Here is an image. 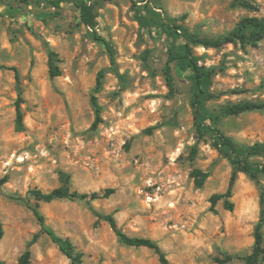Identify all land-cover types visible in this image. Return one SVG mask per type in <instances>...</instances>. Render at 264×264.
I'll list each match as a JSON object with an SVG mask.
<instances>
[{
	"label": "rangeland",
	"instance_id": "374dc122",
	"mask_svg": "<svg viewBox=\"0 0 264 264\" xmlns=\"http://www.w3.org/2000/svg\"><path fill=\"white\" fill-rule=\"evenodd\" d=\"M0 0V260L18 264L29 250L30 264H71L40 231L32 209L56 235L83 253L84 264H160L145 247L121 243L95 212L112 215L129 237L157 243L169 264H245L259 217V186L238 173L233 211L222 201L232 168L214 145L211 132L198 137L190 105L188 60L171 62L173 92L165 80L168 50L183 44L168 28L185 27L217 39L244 18L264 17V0ZM90 5L95 33L81 24L76 3ZM150 9L159 14L154 16ZM59 75L51 77L48 52ZM193 56L211 72L206 103L219 129L237 146L264 142V110L224 116L222 109L264 100V39L220 48L195 46ZM102 85L94 92L96 78ZM21 97L24 130L14 128ZM95 96L100 119L91 103ZM196 148L193 159L191 149ZM252 162L264 164V155ZM207 174L197 188L191 172ZM69 177L71 191L114 194L89 202L37 201ZM264 188V176H259ZM264 248V227H263ZM256 264H264V256Z\"/></svg>",
	"mask_w": 264,
	"mask_h": 264
},
{
	"label": "trees",
	"instance_id": "16d2710c",
	"mask_svg": "<svg viewBox=\"0 0 264 264\" xmlns=\"http://www.w3.org/2000/svg\"><path fill=\"white\" fill-rule=\"evenodd\" d=\"M234 6H240L247 8L249 4L246 0H232ZM76 7L79 11V18L81 24L89 28L95 33L96 15L90 5L80 2L76 3ZM150 12L158 17L159 14L150 9ZM168 28L170 35L180 36L183 39V44L173 45L169 48L167 65L165 68V80L170 92H173V80L170 73L169 63L177 62L181 63L186 59L189 63L192 80V99L190 102L193 114V125L198 137H202L206 132H211L214 139V145L218 149L219 153L228 160L231 165L232 172L229 179V184L226 191L223 194H213L209 198L210 210L216 212L215 206L219 201H222L223 208L226 211H233L234 205L231 201L232 190L235 184L236 176L238 173L245 174L250 180L254 181L260 189L259 197V217L254 228V244L252 252L245 258V264H256L258 260L264 256L263 248V227H264V188L259 182V176H264V164H257L251 161L254 157L264 155V142H257L249 146H237L230 138L226 137L219 129L211 127L206 124V121H214L218 119L215 115L209 112L206 107V103L213 98V95L209 91V84L211 78V72L209 70L200 67L196 58L193 56L192 48L195 46L220 48L225 44L240 43L257 45L258 42L264 39V17L262 18H244L241 20L236 28L224 37L217 39L201 38L196 34L189 32L185 27L175 25L172 29ZM95 38L102 41L108 50V53L113 61V51L107 41L98 37L95 33ZM56 56L52 51L48 52V69L51 77L59 75L58 67L55 64ZM103 73L99 72L96 78V85L94 92H98L102 85ZM91 103L95 110L96 120L93 126L96 125L100 119V106L97 103L96 97L91 96ZM22 99L19 95L15 102V120L14 128L17 132L24 130L23 113L21 110ZM264 110V100L262 102H240L231 104L222 109L224 116H238L243 113L262 111ZM196 154V148L191 149L190 158L193 159ZM194 184L197 188H201L207 174L200 170H193L191 172ZM59 179L61 185L47 193L34 190L32 192L34 199L37 201L51 202L55 199H68L71 201H85L89 202L98 198H108L114 194L115 190L112 188L105 189L101 195L97 193L85 194L78 193L77 191H71L69 187V177L64 173H60ZM6 177L0 179V188L5 184ZM36 219L40 225V231L45 234L53 244H55L58 250L70 261L71 264H84L83 253L78 251L73 243L68 238H62L55 234V232L45 224L44 217L39 213L37 208L32 209ZM97 220L106 222L118 240L124 245L131 247H145L154 251L159 259L160 264H169L166 260L163 252L160 250L156 242L147 238L129 237L117 228L116 222L112 215H103L95 212ZM4 235L3 225L0 220V240ZM36 240V236L28 243L27 248L22 252L18 258V264H30L31 252L29 247ZM0 264H4L0 260Z\"/></svg>",
	"mask_w": 264,
	"mask_h": 264
}]
</instances>
